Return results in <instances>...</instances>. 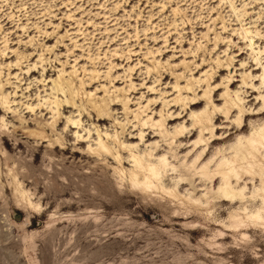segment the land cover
Returning a JSON list of instances; mask_svg holds the SVG:
<instances>
[{
    "label": "rangeland",
    "instance_id": "obj_1",
    "mask_svg": "<svg viewBox=\"0 0 264 264\" xmlns=\"http://www.w3.org/2000/svg\"><path fill=\"white\" fill-rule=\"evenodd\" d=\"M263 77L264 0H0V264H264L240 204L188 200L207 194L185 172L199 131L170 146L208 113L223 139L199 168L235 156L264 126ZM133 155H166L177 198L132 186Z\"/></svg>",
    "mask_w": 264,
    "mask_h": 264
},
{
    "label": "bare ground",
    "instance_id": "obj_2",
    "mask_svg": "<svg viewBox=\"0 0 264 264\" xmlns=\"http://www.w3.org/2000/svg\"><path fill=\"white\" fill-rule=\"evenodd\" d=\"M210 88L211 86H208L209 91L205 92V96L209 97L211 95L212 90ZM226 95H228V93H226ZM226 95H224V97ZM180 101L181 99L176 100L177 103ZM199 102L200 101L191 105L195 107L200 104ZM68 103L75 105V99L71 98ZM4 104L8 105L9 103L5 102ZM236 107L240 108L238 103L226 101L225 106L223 107L224 114L226 115L225 118L229 119V115L237 111ZM243 112V109L240 108V114ZM205 114L206 116L197 118L191 130L188 131V127L184 125L177 128L175 134L173 135V140H175V142L173 141L170 144V146H172L174 143L180 142V140H182V138L184 139V137H190L192 139L195 133L199 131V138L193 145L197 156L190 165H188L189 163L185 165V172L187 175L191 174L193 176V180L195 178L200 179L202 183L201 185H205L206 187L205 190L207 191V194L198 199L190 198L188 200H191L196 205L198 203L203 204L201 206H204V204L209 205L213 202H218L219 204L227 203L231 205L240 204L242 206V211L240 213L231 214L230 216V220L236 222L235 228L241 224L249 222L253 226H259L264 229V126L261 127L260 131H255L251 133L249 137L239 140L238 144L233 147L231 151V154L235 153V156L228 159L225 157L226 154L220 150L211 157L209 162L199 168L198 165H201L209 155L210 145L219 143L223 139L219 138L218 133L215 132V130L219 129H215L211 115L208 113ZM260 114L264 115V108L261 110ZM220 117L217 119H220ZM242 121L243 116L236 120L237 129L235 133H242L246 131V126L243 125ZM74 124L77 123L75 122ZM164 126V122H160L159 127L164 128ZM186 132H188V135L185 136ZM206 134H210L211 137L206 139ZM232 135L233 134H229L227 137L231 138ZM141 137L143 138V136ZM44 140L43 142H46ZM97 153L100 156H103L112 153V151L107 144L100 141ZM152 156L153 154H149V157ZM132 157L134 158V162L136 164V170L133 171L130 179L132 186L148 193L151 191L154 192V190H161V192L163 191L167 194H175L176 192L177 198V191L167 190L162 185L163 178L167 174L168 168L172 166L166 155L160 157L155 163L151 161L144 163L142 157H137L135 155ZM221 157L223 159L220 161ZM117 159L120 163H122L119 156H117ZM172 167L176 170L174 166ZM185 176H181L180 183L178 185L181 183L184 184V182L188 181V179L184 178ZM193 180L191 179L189 182L192 184ZM258 180L261 183V188L255 191L251 196H248L246 191L249 189V186L255 185ZM245 182L246 185L242 187V183ZM208 185H211V187ZM216 185H218V188L215 187ZM260 202L262 205L260 208L254 211H249L248 204H250V206L253 204L258 205ZM230 225L232 226V224ZM231 226L229 228H231Z\"/></svg>",
    "mask_w": 264,
    "mask_h": 264
}]
</instances>
